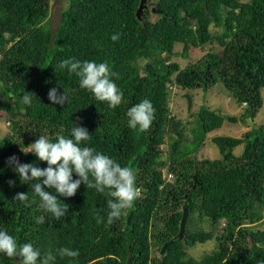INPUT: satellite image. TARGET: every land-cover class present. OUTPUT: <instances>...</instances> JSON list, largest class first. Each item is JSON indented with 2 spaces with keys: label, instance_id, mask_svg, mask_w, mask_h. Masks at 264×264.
Instances as JSON below:
<instances>
[{
  "label": "trees",
  "instance_id": "1",
  "mask_svg": "<svg viewBox=\"0 0 264 264\" xmlns=\"http://www.w3.org/2000/svg\"><path fill=\"white\" fill-rule=\"evenodd\" d=\"M59 1L58 9L52 0H0V125L9 123L0 137V230L18 246L31 243L41 259L62 247L78 250L76 258L57 255L55 264H264V0H148L141 18V0ZM195 51L202 53L199 58L191 57ZM178 56L190 61L182 67L173 60ZM73 57L107 63L118 74L112 79L123 101L113 108L82 89L75 74L59 67ZM174 87L185 92L190 112L197 92L205 96L218 88L241 113L224 115L202 104L187 132V123L171 115ZM52 88L66 93L64 106L48 100ZM26 92L35 94L27 105ZM144 99L153 104L155 118L140 133L128 127L127 112ZM225 122L241 123L247 131L213 137L221 158H200L203 140L197 135ZM74 125L92 136L82 146L132 167L142 189L133 207L111 224L106 195L83 184L73 197L46 187L68 206L57 220L40 207L31 189L35 181L25 183L7 166L16 156L47 168L23 151L39 136L52 142L61 135L72 138ZM187 143L199 144L183 152ZM18 192L35 201L31 207L14 200ZM184 206L188 219L180 240ZM40 216L44 220L37 223ZM213 239L212 252L192 256L193 247ZM18 260L0 253V264Z\"/></svg>",
  "mask_w": 264,
  "mask_h": 264
},
{
  "label": "clouds",
  "instance_id": "2",
  "mask_svg": "<svg viewBox=\"0 0 264 264\" xmlns=\"http://www.w3.org/2000/svg\"><path fill=\"white\" fill-rule=\"evenodd\" d=\"M119 34H113L111 39L116 41ZM60 68L67 69L79 78L80 87L90 91L98 101L108 102L110 107H116L123 101V92L113 82L112 77H118L107 63L97 64L95 61H80L76 58L65 59L60 62ZM34 93L26 92L22 97L24 104H30ZM35 95V94H34ZM68 96L64 92L58 94L56 88L48 92V100L53 105L64 106L68 102ZM128 127L142 133L147 131L154 118L155 108L150 100L144 99L131 107L128 112ZM71 137L61 135L55 142L46 136L38 139L27 147V152L33 153L39 161L46 162L47 168H40L30 163H21L19 158L11 156L7 160V166L19 175L20 180L31 183V189L40 198V207L47 213H51L59 220L67 215L68 206L63 204L56 196L45 191V188L54 189L60 196L73 197L81 184L87 188L95 189L109 197L107 207V222L113 223L119 219L126 210L131 209L135 201L140 197L142 189L136 185V173L130 166L122 167L109 156L97 152L89 146H82V142L89 141L91 135L87 128L75 126L71 130ZM73 173L78 179H73ZM168 180L173 179L171 173L167 174ZM42 180V183L40 182ZM10 187L15 186L14 180H9ZM14 200L31 207L35 201H29L28 194L18 192ZM97 223L103 222V217L97 213ZM43 216L37 217L36 222L42 223ZM0 253L9 258H19L18 264H55L56 256L61 258H76L78 250L70 247H62L53 254L46 253L41 259V252L31 243L19 245L17 240L7 231L0 230Z\"/></svg>",
  "mask_w": 264,
  "mask_h": 264
},
{
  "label": "rangeland",
  "instance_id": "3",
  "mask_svg": "<svg viewBox=\"0 0 264 264\" xmlns=\"http://www.w3.org/2000/svg\"><path fill=\"white\" fill-rule=\"evenodd\" d=\"M245 1V0H243ZM53 5H56L59 9L61 3L59 0H52ZM55 11L54 16L51 18V24L53 27V30H55L56 26L58 25V15H59V10ZM178 53L182 52V48H177L176 49ZM202 53L199 51H195L192 53L191 57L192 58H199ZM174 61L178 62L182 67H184L190 60H186L180 56L175 57L173 59ZM171 91V102H170V109H171V115L175 116L176 119L178 120H183V122L187 123V132L188 127L190 124H192L195 119L191 116L195 110H197L202 104H208L212 109L216 111L222 112L224 115H231V116H238L241 113L242 107L238 106V104L232 99L227 97V93L221 91L218 88H212L205 96L203 93L197 92L193 101V109L194 111L190 112L188 110V105L186 99H184L182 96L184 95V91L177 90L175 87L170 88ZM1 98V97H0ZM189 120V121H188ZM257 123L261 122V117H259L256 120ZM190 123V124H188ZM9 123L8 122H2L0 125V137L4 136L6 132L8 131ZM9 131H13L12 129L9 128ZM199 131V130H197ZM196 131V132H197ZM247 131V128L244 127L241 123H230V122H225L223 127L219 130H216L212 133H208L206 135L204 134H198L200 139L203 140L202 146L199 147V152L198 156L200 158L205 157V158H210L212 160L215 159H220L221 154L219 152L218 147L211 142V139L216 136H221V135H226V136H233V137H241L243 133ZM171 142V135L168 136L167 138V143L169 144ZM199 144V143H198ZM197 143H190V144H185L184 147H182L181 150L187 148V150L194 149L196 146H198ZM182 152V151H181ZM242 152V147H238L235 149L234 153L236 155H240ZM216 240H211L208 241L207 243L204 244H197L195 247H193L190 252L192 256L199 258L202 256L204 253H210L216 248Z\"/></svg>",
  "mask_w": 264,
  "mask_h": 264
},
{
  "label": "water",
  "instance_id": "4",
  "mask_svg": "<svg viewBox=\"0 0 264 264\" xmlns=\"http://www.w3.org/2000/svg\"><path fill=\"white\" fill-rule=\"evenodd\" d=\"M148 7V0H141L139 9L137 11L138 18H141V15L143 14L144 10ZM154 13H157L158 11L156 9H153ZM187 219H188V213H187V207L184 206V212H183V217L180 222V231L178 233V239L182 240L185 236V228L187 224ZM167 244L164 245L161 253L163 254L167 248Z\"/></svg>",
  "mask_w": 264,
  "mask_h": 264
}]
</instances>
